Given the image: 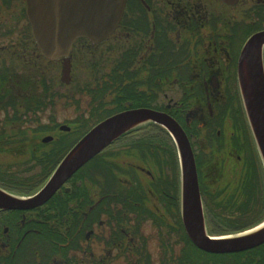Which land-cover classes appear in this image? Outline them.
<instances>
[{
	"label": "flooded vegetation",
	"instance_id": "obj_1",
	"mask_svg": "<svg viewBox=\"0 0 264 264\" xmlns=\"http://www.w3.org/2000/svg\"><path fill=\"white\" fill-rule=\"evenodd\" d=\"M233 1L126 0L113 35L99 44L74 42L64 84L58 67L43 70L62 60H44L25 0H0V190L32 197L77 142L76 131L86 134L111 116L147 109L173 119L189 141L207 236L264 224V209L241 217L258 199L264 207V166L237 71L247 39L264 31V0ZM78 40L87 45L75 46ZM88 48L93 60L81 62ZM76 79L86 81L79 88L86 110L58 125L50 117L59 116L60 83L74 87ZM75 96V89L67 95L74 102L68 100V111L82 106ZM33 100L37 109L27 110ZM45 115L51 131L42 134ZM169 135L152 122L134 127L43 204L0 208V264H264V243L214 254L191 242ZM59 141L71 145L54 163Z\"/></svg>",
	"mask_w": 264,
	"mask_h": 264
},
{
	"label": "water",
	"instance_id": "obj_2",
	"mask_svg": "<svg viewBox=\"0 0 264 264\" xmlns=\"http://www.w3.org/2000/svg\"><path fill=\"white\" fill-rule=\"evenodd\" d=\"M228 1V0H224ZM233 2H236L234 0ZM26 17L44 60L61 61V80L70 82L69 53L83 38L99 44L119 24L126 0H25ZM264 31L247 39L238 59V81L244 112L264 166ZM152 122L163 126L175 144L181 177L182 214L195 247L214 254L236 253L264 243V224L236 235L212 238L206 235L197 184L194 156L189 141L173 119L147 109L125 111L94 126L70 148L48 182L32 197L20 199L0 190V208H33L47 201L88 160L134 127ZM66 131V127H61ZM44 139V142L49 141Z\"/></svg>",
	"mask_w": 264,
	"mask_h": 264
},
{
	"label": "rangeland",
	"instance_id": "obj_3",
	"mask_svg": "<svg viewBox=\"0 0 264 264\" xmlns=\"http://www.w3.org/2000/svg\"><path fill=\"white\" fill-rule=\"evenodd\" d=\"M49 68L47 70H49V72H53V69L57 68L59 69V74H60V70H61V67L59 65H50L48 66ZM77 77V76H76ZM86 81L85 80H79V79H76V81L74 82L73 80V86L74 87H60V96H64V94L68 95L69 96V92H72L74 91L75 89V94H77L78 96H75V98L77 100L80 99L81 103H82V106L81 108H78L77 109H73V108H70V111H68L67 109L68 108V104H69V101L71 104H73L74 102L69 100L68 97L66 98H63V97H59V101L58 103H56V108H59L57 109V113L59 114V116L57 118H53V117H50L51 118V121H54L55 123H58V125H67L68 122H70V116L69 114L73 115H80L82 113H84V110H86V102H85V96L83 92H80V89L83 84H85ZM75 98H73L72 100H74ZM69 100V101H68ZM76 101V100H74ZM43 120V124L46 125V121H49L48 120V116L45 115V117H42ZM50 123V122H49ZM51 124V123H50ZM207 149V148H206ZM261 203V200L258 199L257 202H256V207L252 208L250 206V208L246 210V212L242 211L241 214H242V218L245 220L249 219V218H254L256 217L257 215L255 214V211L257 210L258 213L260 212V210L264 209L263 205L260 204ZM260 214V213H259ZM236 216V215H235ZM237 217V216H236Z\"/></svg>",
	"mask_w": 264,
	"mask_h": 264
},
{
	"label": "trees",
	"instance_id": "obj_4",
	"mask_svg": "<svg viewBox=\"0 0 264 264\" xmlns=\"http://www.w3.org/2000/svg\"><path fill=\"white\" fill-rule=\"evenodd\" d=\"M86 44V42L85 41H83V40H78L77 41V43H76V45L75 46H79V45H85ZM87 45V44H86ZM91 52H94V49L93 48H88L86 51H85V53H84V57H83V59L81 60V62L83 61V62H92V57L90 56V53ZM79 61H80V58H79ZM50 65H52V64H49V66ZM48 66L47 67H45V69H43L44 71H45V73H47L48 72ZM60 87H65L66 88V86L65 85H63V84H61L60 83ZM45 89H46V87H45ZM61 93H59V95H60ZM67 97V95L66 94H64V97L63 98H66ZM36 100H33L32 102H33V107H31L32 105L28 102L27 104H28V107H27V110H31V109H37V106H38V103H36L35 102ZM46 108V105H44V108L43 109H45ZM49 131H51V129H48V128H46V126L45 125H43V127H42V134H45V133H48ZM84 135V133H77V131H76V133H75V137H76V141L79 139V138H81L82 136ZM61 141H59V143H60ZM68 143V142H67ZM70 143L68 144V146L67 147H65L66 145L65 144H63L62 142H61V144L59 145V147H58V153H59V157L57 158V160H56V162H54V163H57V161L62 157V155L64 154V151H67V149H68V147H70ZM44 161H46V159L44 160ZM53 169V168H52ZM52 169H51V171H52ZM81 170H83V168L81 169ZM251 225H253V224H251ZM251 225H246V227H241V228H238V229H236V230H234V232H241V231H244L246 228H248V227H250Z\"/></svg>",
	"mask_w": 264,
	"mask_h": 264
}]
</instances>
